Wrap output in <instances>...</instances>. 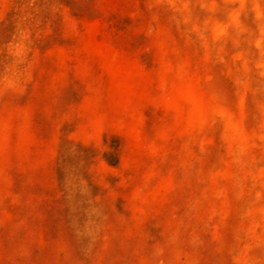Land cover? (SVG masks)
<instances>
[{
    "label": "rangeland",
    "instance_id": "rangeland-1",
    "mask_svg": "<svg viewBox=\"0 0 264 264\" xmlns=\"http://www.w3.org/2000/svg\"><path fill=\"white\" fill-rule=\"evenodd\" d=\"M0 264H264V0H0Z\"/></svg>",
    "mask_w": 264,
    "mask_h": 264
}]
</instances>
